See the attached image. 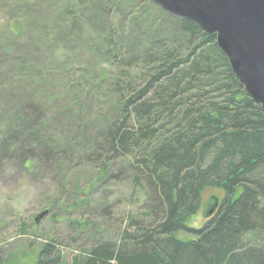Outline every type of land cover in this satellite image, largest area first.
<instances>
[{"label":"trees","instance_id":"trees-1","mask_svg":"<svg viewBox=\"0 0 264 264\" xmlns=\"http://www.w3.org/2000/svg\"><path fill=\"white\" fill-rule=\"evenodd\" d=\"M130 1L137 0L124 5ZM109 2L67 0L57 13L58 19L65 17L58 23V37L84 43L82 33H87L74 7L103 3L100 12L106 16ZM148 7L172 17L170 26L163 31L160 20L152 21L146 26L150 35L139 39L134 50L115 40V26H106L109 35L102 36L100 54L106 56L110 69L104 73L110 77H105L108 82L98 77L95 96L102 98L110 90L114 101L99 139L93 134L85 139L91 146L87 158L101 162L100 169L105 162L124 159L139 174L134 179L145 182L153 196L147 223L129 217L118 243L101 242L69 263L57 244L45 243L35 264H264V110L234 75L215 34L189 18ZM93 56L76 61L81 64L76 68L60 64V58L52 68L56 89L64 91L59 95L68 96L71 106L77 92L92 84L83 73L98 63L99 53ZM40 98L33 95L12 117L19 115L17 122L29 129L43 125L49 106ZM84 120L88 123L90 117ZM52 138L41 142L48 156L61 154L54 151L57 144L51 145L59 139ZM67 154L57 158L71 161ZM208 190H221L218 207L200 228L191 227L187 222ZM180 231L194 238L179 239L175 234ZM20 232L26 234V229ZM4 260L0 253V264Z\"/></svg>","mask_w":264,"mask_h":264},{"label":"rangeland","instance_id":"rangeland-1","mask_svg":"<svg viewBox=\"0 0 264 264\" xmlns=\"http://www.w3.org/2000/svg\"><path fill=\"white\" fill-rule=\"evenodd\" d=\"M124 1L110 0L106 16L100 12L103 3L95 7H74L87 33H82L84 43H78L73 37H58V23L62 25L65 17L58 19L57 13L67 0H0V253L5 259L3 264H35L45 243L57 244L63 259L69 263L75 254L84 253L101 242L118 243L129 217L139 216L147 223L145 216L153 196L145 182L134 179L139 174L124 159H116L111 164L105 162L100 169L101 162L88 160L91 146L85 140L92 134L99 136L104 116L114 101L110 90L102 95L104 100L95 96L98 77L108 82L105 77L109 76L104 73L110 69L106 56L100 54L102 36L109 35L106 26H115V40L131 48L139 39L150 35L146 26L149 28L152 21L160 20V30L164 31L172 19L148 9L149 3L159 7L149 0H133L126 5ZM88 32L91 43L87 42ZM93 52L99 53L98 63L89 68L91 72L83 73L87 84L92 83L85 86L89 93L80 92L79 83L80 95L75 96L76 102L71 106L68 96L59 95L64 91L56 89L58 83L52 80L56 74L53 69L60 58V64L64 63L67 68L81 67L78 62L84 57L93 59ZM33 95H39V101L46 99L49 111H45L48 115L42 119L43 125L29 129L17 122L19 115L13 118L12 114L29 105ZM84 116L90 117L89 124ZM52 135L59 139V143H51L58 145L54 151L61 154L56 156H48L42 146ZM62 148H69L68 154ZM35 152H39L38 156H33ZM62 154L70 156L71 161L57 158ZM220 191L205 192L202 207L187 222L189 226L200 228L204 224L206 213L213 205L212 198H220ZM21 228L26 229V234L20 232ZM175 236L184 240L194 238L181 231Z\"/></svg>","mask_w":264,"mask_h":264},{"label":"water","instance_id":"water-1","mask_svg":"<svg viewBox=\"0 0 264 264\" xmlns=\"http://www.w3.org/2000/svg\"><path fill=\"white\" fill-rule=\"evenodd\" d=\"M195 21L216 43L245 91L264 110V0H149ZM218 207L214 199L206 216ZM208 208V207H207ZM45 212L40 214L42 217Z\"/></svg>","mask_w":264,"mask_h":264}]
</instances>
